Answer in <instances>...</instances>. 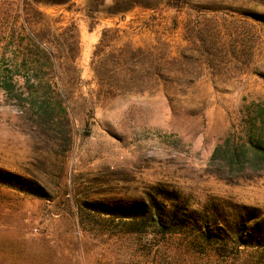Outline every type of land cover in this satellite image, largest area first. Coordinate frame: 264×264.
<instances>
[{"label":"rangeland","instance_id":"obj_1","mask_svg":"<svg viewBox=\"0 0 264 264\" xmlns=\"http://www.w3.org/2000/svg\"><path fill=\"white\" fill-rule=\"evenodd\" d=\"M4 74L0 264H264V176L208 167L264 101V0H0Z\"/></svg>","mask_w":264,"mask_h":264},{"label":"trees","instance_id":"obj_2","mask_svg":"<svg viewBox=\"0 0 264 264\" xmlns=\"http://www.w3.org/2000/svg\"><path fill=\"white\" fill-rule=\"evenodd\" d=\"M29 4H51L63 6L67 9L73 0H23ZM62 36L65 38H76V35L64 31ZM27 37L33 41V44L51 56L50 52L42 47L44 36L41 30H28ZM34 62V61H33ZM52 66L55 62L51 61ZM18 74V73H16ZM14 86L12 76L4 74L0 78V88L4 91H10ZM208 167L210 172L228 180L235 178H249L255 176H264V101L252 103L244 112L240 121L232 124L231 130L224 136L213 148ZM164 220L159 218L158 224L162 221L169 226H176L177 222L182 225L191 224V218L181 219L176 211L163 214ZM161 221V222H160ZM162 225V224H161ZM206 238L209 239L207 233ZM222 239V236H219Z\"/></svg>","mask_w":264,"mask_h":264}]
</instances>
